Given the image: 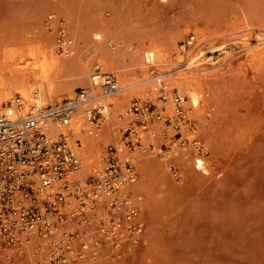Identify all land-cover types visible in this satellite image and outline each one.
Listing matches in <instances>:
<instances>
[{
  "label": "rangeland",
  "instance_id": "rangeland-1",
  "mask_svg": "<svg viewBox=\"0 0 264 264\" xmlns=\"http://www.w3.org/2000/svg\"><path fill=\"white\" fill-rule=\"evenodd\" d=\"M192 36L194 45L185 47ZM172 37L181 58L170 67L157 63V69L167 74L171 92L179 90L186 96L184 108L190 126L176 129V124L153 117L148 118L147 128L136 123L128 112L135 100L156 104V113L163 104L156 94L137 96L142 87L152 91V84L148 67L142 76L135 70L129 80L141 84L104 97L111 104V114L98 144L89 143V134L81 133V174L86 178L93 175L110 145L119 146L122 156L134 158L137 179L132 197L144 227L137 246L128 247L125 239L118 264H264V0H0V51L24 48L28 51L23 50V55H27L32 46L31 50L40 51L54 46V58H65L63 54L68 58L76 52L78 58L84 55L81 59L94 52L87 64L88 82H62L56 96L48 99L44 94L46 104L62 102L93 86L90 73L96 57L102 70L113 71L121 85L120 72L106 68L101 60L139 54L143 63L146 51L169 49ZM110 42L117 45L116 51ZM192 55L200 57L192 65L198 71L183 70ZM38 58L28 59L30 69L43 63ZM176 68L183 72H175ZM190 72L194 74L189 78L199 74L207 85L199 110L191 107L187 92L178 89L173 78V74ZM37 87L40 85L33 89ZM94 91L102 92L99 87ZM12 92L7 102L19 95ZM115 95L122 97L124 106L115 105ZM80 112L87 132L88 124ZM115 115L123 116L122 120ZM76 120L70 128H75ZM130 126L139 132L142 144L134 152L124 145L125 130ZM199 149L206 153L204 172L194 164ZM91 213L86 223H71L70 231L77 234L76 250L88 247L83 251L86 264H115L118 252L102 243L101 217ZM96 240L101 246L92 260ZM30 251L25 246L0 245V264H35L40 254Z\"/></svg>",
  "mask_w": 264,
  "mask_h": 264
},
{
  "label": "built area",
  "instance_id": "built-area-1",
  "mask_svg": "<svg viewBox=\"0 0 264 264\" xmlns=\"http://www.w3.org/2000/svg\"><path fill=\"white\" fill-rule=\"evenodd\" d=\"M194 40L190 37L184 46L193 45ZM110 48L116 51L117 45L110 42ZM95 60L91 71L93 86L78 90L74 97L53 105L37 96L28 102L16 95L0 109V245L28 247L40 254L35 264H86L83 251L88 247L77 252V234L70 227L72 222L86 223L90 212L95 218L101 217L98 221L102 243L118 252L113 258L115 264L124 252L125 239L128 247H135L143 233L138 205L130 189L137 179L133 157L122 156L119 146L110 145L100 158L102 169L87 178L77 175L81 171L84 141L81 132L70 128L72 122L81 111L88 124L87 133L97 135L111 114V104L104 97L119 90L116 75L103 71L98 57ZM144 62L150 70L152 89L163 105L156 113V104L135 100L128 112L136 123L146 128L148 118L153 117L176 124V129L190 125L184 108L186 96L179 90L170 91L167 74L158 72L156 53L146 51ZM95 87L101 89V94H95ZM169 102L174 118L164 116ZM49 124H61L66 129L51 137L46 131ZM126 132L124 145L131 152L141 148L139 132H134L133 126ZM199 151L203 160H196L195 168L203 171L206 153ZM104 209L108 215L103 214ZM93 244L92 260L101 246L100 240Z\"/></svg>",
  "mask_w": 264,
  "mask_h": 264
},
{
  "label": "bare ground",
  "instance_id": "bare-ground-1",
  "mask_svg": "<svg viewBox=\"0 0 264 264\" xmlns=\"http://www.w3.org/2000/svg\"><path fill=\"white\" fill-rule=\"evenodd\" d=\"M262 35L263 34H261V37H262ZM97 40H101V38L99 37V38H97ZM174 42H175V39L172 37L171 38V44L168 43L170 45L169 49L162 50L163 49L162 48L161 50L159 49L160 50L159 52H155L156 55H157V63H159L160 65H163V66L170 67V66H172L175 63V60H177L176 58H179L180 57V56L177 57L180 54H178L179 51H177L178 49L174 45ZM70 44H72V43H70ZM53 47H51V48L48 47L47 48L48 49L47 51L46 50L40 51V50H42L40 48L38 50H35V49L34 50H31L32 48H34L32 46V48L30 49V51H29V53L27 55H25V54L27 53L26 51H28V50H25L24 48H22L26 52L24 54L26 56V58L23 55V52L24 51L21 50V48L20 49L19 48H5V49H3V50L0 51V92H1L0 93V109H1V107L3 105V103H5L6 99L11 95L10 94V91H13V92L14 91H18L19 96L21 98L25 99L28 102L31 101V98H33L34 96H37L42 101H45L44 100V94L47 95L48 99H50L53 96H56L57 95V91L59 92V90H57V88L62 84V82L66 81V80H74L77 83L80 82V84H81V82H83L84 84H86L88 82L87 81L88 80L87 76L89 77V73H88L87 69L90 66L87 65V64L90 63L89 62V59L91 57H93V59H94V55L92 56V54H94V52L93 53H90V54L89 53L85 54L86 57L85 58L83 57V59H81V58L84 55L81 56L79 54V56H81V57H79L81 59V61H82L81 62L80 59L78 58V54L76 52H73L74 53L73 54L74 56L73 55L72 56H68V58H66V56H67L66 54H63V55H65V58H62L64 56H62L60 58L57 56L58 58H54L53 57V54H52L53 53ZM167 47H168V45H167ZM221 47L222 46H220V47L218 46V48H221ZM215 48H217V47H214V49ZM155 51H157V49H155ZM179 53H181V52H179ZM224 53H228V52H224ZM68 54H69V52H68ZM71 54H72V51H71ZM113 55L116 56L115 53H113ZM22 57L24 58L23 61H22V59H20ZM37 57H39L41 59L43 58V63L41 65L34 66L33 68L30 69V67H29L30 64L28 62V59L29 58L30 59L37 58ZM189 57H187V58H189ZM103 58H104V56H103ZM139 58H141L139 56V54H137V55L135 54L133 56H125V57L123 56L122 60H118L116 58L115 59H109V58L107 59L106 58V59L101 60V61H104V63H105L104 65L106 66V68L109 67V68H111V70L113 69L114 71L117 70V71L120 72L119 78H120V81H121V85L119 83V90H123V89H126V88L128 89L129 87H131L133 85L141 84L140 81L138 83H135L133 81V79L132 80L131 79L129 80V77H132L133 75H135L134 74L135 70L136 71L138 70V73L141 76L143 75V73L145 74V71L147 70L146 69L147 66H146L145 62L142 63ZM198 59H200V57L198 58L197 55L196 56H193L192 55V57L189 58V62H188V65H187L188 67H186L183 70H188L189 69V70H192V71L194 70V72H195V70L198 71V69L192 68V67H196V66H192V65H194L198 61ZM86 61H88V62H86ZM129 68H132V69H129ZM148 70H149V68H148ZM183 70L182 69L179 70V68H176L175 72H178L179 73V72H183ZM89 71H90V69H89ZM149 72H150V70H149ZM173 72H174V70L171 71V72L169 71V74L170 73H173ZM178 73L173 74V78L175 76V86L178 89H181V90L187 92V94H188L187 98H189V104L191 105V107L197 109L199 106H201L202 100L204 99V96L205 95H202V92L205 91V89H206V86L207 85H204V83H206V82L204 81V83H203L202 78L199 77V76H197L199 74H197L195 76L192 75L191 78H189L188 75L191 74V73L194 74L193 72H190L188 74L182 73L181 75H177ZM90 76H91V73H90ZM128 81H130V83H128ZM72 82L70 84H72ZM141 82H145L146 83V79L145 80L143 79ZM36 84L38 86L40 85V87H37V88H34L33 89V86H35ZM73 84L75 85V83H73ZM142 84H144V83H142ZM64 85H67V84H64ZM71 86L72 85H70L69 87L71 88ZM63 87H61V88H63ZM66 88H67V86H66ZM70 88H68V90H70ZM142 88H140L141 89L140 93H139V89H138V92L137 93H139V95L137 94V96L147 97V96H144V95L147 94V92L150 95L156 94L153 91V89H152V91H150L151 88L149 89V86H147L144 89H142ZM60 90H63V89H60ZM71 91H69V92H71ZM118 91H115L113 93L111 92V93H108V94H114V93H116L118 95V93L120 92V91L119 92ZM157 99H158V95H157ZM121 100H122V97L120 95L119 96H116L115 95V97L112 99V101L114 103H116L115 105H117V106L118 105L121 106V104H122L121 103ZM166 105L170 107L169 112L167 110L166 113H169L172 116V118H174L176 115L174 113L172 103L169 102ZM122 106H124V105L122 104ZM122 108H125V107H122ZM198 110H199V108H198ZM118 112H120V111H118ZM199 112L201 113V111H198V113ZM124 114H126V113H124ZM121 115H123V114H121ZM121 115L120 116L118 115V117H121ZM201 115H202V113H201ZM201 115H199V116H201ZM79 117L80 116H77V120L75 119L76 120V122L74 124L75 128H73V130H76V133L81 132L83 136H86V135H88V133L85 132V130H84L85 129V124H83L84 123V122H82L83 120L81 118H79ZM115 117H116V115H115ZM118 117H116V118H118ZM122 117H121V120H122ZM58 126H59L58 124H49L48 125L46 131L48 132V134L51 137H56L60 132L64 131V130H62V128L60 129V127H62V126H60V127H58ZM189 126L190 125H188V126H182V129H186ZM189 129L191 130V128H189ZM88 136H86V137H88L89 143L92 142L94 145L97 143L99 137L102 138V136H100V132L97 135H92V136L91 135H88ZM86 140L87 139H85V141ZM193 144L194 145H198L199 142L195 143V141H193ZM83 145H84V143H83ZM82 149H83V147H82ZM82 155H83V153H82ZM85 158H86V164L90 166L91 165L90 164V159L87 157V153L86 152H85ZM136 159L139 160L140 158H138V156H137ZM196 160H199L200 162H202L201 160H203V159L199 158V155H198L197 157H195V163L194 164H196ZM204 160H205V158H204ZM204 162H205V167H203V168H206V160ZM87 167L88 166H86V168ZM97 167H99V166H97ZM81 168H82V166H81ZM102 168H103V165L101 163L100 168L97 169V170H100ZM77 175H82L81 174V171L79 173H77ZM133 186L134 185H132L130 187V189L132 191V193H131L132 195L135 194V192H136V190H134ZM107 197H108V194L104 195V199H106ZM104 212H105L104 213L105 215H108V213H109L106 209H104Z\"/></svg>",
  "mask_w": 264,
  "mask_h": 264
}]
</instances>
